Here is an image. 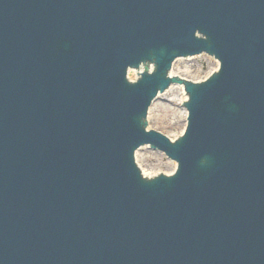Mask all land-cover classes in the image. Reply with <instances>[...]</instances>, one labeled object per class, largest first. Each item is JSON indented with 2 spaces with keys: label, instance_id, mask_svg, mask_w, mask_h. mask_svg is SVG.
Listing matches in <instances>:
<instances>
[{
  "label": "water",
  "instance_id": "1",
  "mask_svg": "<svg viewBox=\"0 0 264 264\" xmlns=\"http://www.w3.org/2000/svg\"><path fill=\"white\" fill-rule=\"evenodd\" d=\"M202 54L182 138L145 130ZM0 264H264V0H0Z\"/></svg>",
  "mask_w": 264,
  "mask_h": 264
},
{
  "label": "rangeland",
  "instance_id": "2",
  "mask_svg": "<svg viewBox=\"0 0 264 264\" xmlns=\"http://www.w3.org/2000/svg\"><path fill=\"white\" fill-rule=\"evenodd\" d=\"M170 67V70L172 69L170 73L174 77L180 78V81L176 78L175 82L171 81L168 85L175 92V96H169L168 99L175 101L171 103L168 100H152L147 110V119L145 117L143 122L145 123V130L156 131L175 144L184 135L188 118V115L185 119L183 117L186 109L181 102L183 95L178 93V89H176L178 84H182L181 79L190 84H200L201 81L214 75L217 68L216 59L207 54L193 58H175ZM133 158L140 177L145 182H152L159 176L173 177L178 168L176 162L148 146L138 148L134 152Z\"/></svg>",
  "mask_w": 264,
  "mask_h": 264
},
{
  "label": "bare ground",
  "instance_id": "3",
  "mask_svg": "<svg viewBox=\"0 0 264 264\" xmlns=\"http://www.w3.org/2000/svg\"><path fill=\"white\" fill-rule=\"evenodd\" d=\"M199 56V55H198ZM194 56H190V57H188V58H193ZM181 58H184V57H181ZM187 58V57H186ZM218 63H219V61L218 60H216V68L218 67ZM170 68L171 67H169L168 68V70H167V72H166V75H165V79L167 80V81H169L170 80V82L171 81H174L175 82V79L177 78V79H179V81H180V78H178V77H174L170 72H171V70H170ZM179 81H178V83H179ZM181 81H183L182 82V84H178V87L176 88V89H178V93L180 92L183 96H182V98H181V102H183V105H184V107H185V112L183 113V117H184V119L187 117V115H188V110H187V108H186V106L188 105V103H189V101H190V90H189V92L187 91V89H189L190 87H193V88H195L194 87V84H190L189 82H186L185 80H182L181 79ZM181 83V82H180ZM200 84H197V85H195V86H199ZM170 87V86H169ZM165 88L164 90H162V91H160V90H158L157 92H156V94H155V97H154V99H160V101H166V100H168V101H170L171 103H174V101L175 100H170V99H168V97L169 96H172V97H174L175 96V92H174V90H173V88ZM177 95H179V94H177ZM153 99V100H154ZM147 115H148V113H146V119H147ZM143 147H146V146H143Z\"/></svg>",
  "mask_w": 264,
  "mask_h": 264
}]
</instances>
